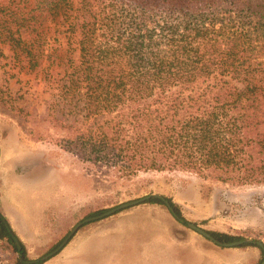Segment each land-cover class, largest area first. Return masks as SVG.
<instances>
[{
  "label": "trees",
  "instance_id": "trees-1",
  "mask_svg": "<svg viewBox=\"0 0 264 264\" xmlns=\"http://www.w3.org/2000/svg\"><path fill=\"white\" fill-rule=\"evenodd\" d=\"M5 9L0 43L58 90L64 151L121 176L183 171L264 185V0H38L35 12ZM53 20L56 67L39 31ZM209 231L224 242L253 232ZM14 234L21 248L0 218V246L23 264L27 246ZM254 246L259 264L264 247Z\"/></svg>",
  "mask_w": 264,
  "mask_h": 264
},
{
  "label": "rangeland",
  "instance_id": "rangeland-1",
  "mask_svg": "<svg viewBox=\"0 0 264 264\" xmlns=\"http://www.w3.org/2000/svg\"><path fill=\"white\" fill-rule=\"evenodd\" d=\"M37 1L0 0V13L6 10V7L12 11L33 9L35 12ZM38 25L40 23L36 27ZM41 25L39 31L43 32L42 43L49 56L47 64L51 63V66L56 67L58 22L46 21ZM66 110L67 108L64 112ZM61 115L62 112L58 110V90H52L48 86L43 71H28L8 46L0 43V168L5 167L9 161L11 151L36 150L40 156L45 153L50 164L62 167L60 171L65 172L68 184L72 176L80 190L78 199L73 201L66 198L65 194L61 196L59 201L62 207L58 209V224L55 225L58 228L57 236L47 244H43L45 237L34 238L32 242L23 240L27 246V259L24 260L40 259L52 251L53 246L59 245L74 225L90 217L89 214L93 211L100 210L102 213L111 207L151 193L162 194L176 202L181 199L180 195L183 193L192 200L184 204L177 202L181 205V217L185 222L179 221L165 203L158 205L171 214L191 235L206 242L207 264L216 259L212 250L224 251V247L216 245L190 228L187 221L195 222L207 230L231 234L251 230L252 235L243 233L245 238L264 242V185L235 186L222 182L212 183L183 171H142L131 177L121 176L108 168L84 163L58 146V136L65 133V128L58 122ZM69 119H73V114L69 115ZM61 186L62 183L58 184V191L64 189ZM98 221L83 225L57 256L33 264H55L56 259L58 264H103L102 255L95 247L86 245L87 239L97 227L94 224ZM243 248L254 255H258L260 251L254 245ZM257 257L259 259L260 255ZM258 259L247 264H255ZM0 264H15L12 252L3 246H0ZM111 264H119L118 253L112 256Z\"/></svg>",
  "mask_w": 264,
  "mask_h": 264
},
{
  "label": "crops",
  "instance_id": "crops-1",
  "mask_svg": "<svg viewBox=\"0 0 264 264\" xmlns=\"http://www.w3.org/2000/svg\"><path fill=\"white\" fill-rule=\"evenodd\" d=\"M4 166L0 168L2 212L23 240L32 242L34 238L45 237L43 244L49 243L58 234L55 225L58 224V209L62 207L59 200L63 194L71 201L78 199L77 182L70 176L68 184L65 172L60 171L62 167L50 164L46 154L40 156L36 150L11 151ZM60 183L63 192L58 191ZM180 197L177 199L180 204L192 201L183 193ZM94 225L97 227L86 245L95 247L102 255L103 264H111L115 253L119 255V264L208 262L206 242L191 235L158 204L144 202ZM212 251L216 259L211 264H247L260 255V251L254 255L238 247ZM54 262L58 264V259Z\"/></svg>",
  "mask_w": 264,
  "mask_h": 264
},
{
  "label": "water",
  "instance_id": "water-1",
  "mask_svg": "<svg viewBox=\"0 0 264 264\" xmlns=\"http://www.w3.org/2000/svg\"><path fill=\"white\" fill-rule=\"evenodd\" d=\"M152 196L160 198L165 203V205L168 207V209L173 213V215L179 221L185 222V220L182 217H180L178 214L175 213V210L172 207L170 201L164 195L158 194V193H151L150 195H147L145 197H141V198H138V199H134V200H130V201L121 203V204H119L117 206H114V207H111V208L107 209L106 211H104V212H102L100 214L93 215V216H90V217H87V218L83 219L82 221H79L76 225H74V227H72V229L69 231V233L63 239V241L56 248H54L52 251H50L46 255L42 256L40 259L24 260V258H22V257H20V259L24 263H29V264L37 263L39 261H46L49 258H51L52 256L58 254L63 249V247L69 242V240L73 237V235L83 225H85L87 223H91V222H95V221L104 219V218H106L108 216H111V215L115 214L118 211H121L123 209L130 208V207H133L135 205L144 203V202H146L147 199H149ZM0 218L4 221V223L6 224L7 228L13 234L15 242L18 245V247L21 248L20 240L14 234V230H12V228L10 227L9 223L6 220V217L2 213H0ZM186 223H187V225L190 228L194 229L196 232H198L199 234L203 235L204 237H206L207 239L211 240L213 243H215L216 245H218L220 247H239V246H242V245H258V246H260L262 248L264 247V242L263 241L256 240V239H253V238H244V239H239V240H234V241H229V242L220 241L209 230L205 229L204 227L200 226L199 224H197L195 222H191V221H187ZM259 264H264V258L261 260V262Z\"/></svg>",
  "mask_w": 264,
  "mask_h": 264
}]
</instances>
